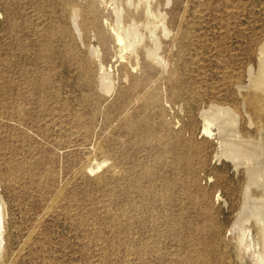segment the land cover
Returning <instances> with one entry per match:
<instances>
[{
    "label": "rangeland",
    "instance_id": "1",
    "mask_svg": "<svg viewBox=\"0 0 264 264\" xmlns=\"http://www.w3.org/2000/svg\"><path fill=\"white\" fill-rule=\"evenodd\" d=\"M11 2L18 35L37 61L29 86L17 64L2 65L9 41L17 50L20 41L8 34ZM73 2L82 0H0L4 264H256L254 229L240 245L235 227L246 173L215 156L219 141L204 136L199 114L211 101L241 103L247 91L238 86L259 65L264 0H173L172 42L157 31L168 67L106 56L110 93L86 51L95 37L82 41L70 24ZM88 155L109 161L83 172Z\"/></svg>",
    "mask_w": 264,
    "mask_h": 264
},
{
    "label": "bare ground",
    "instance_id": "2",
    "mask_svg": "<svg viewBox=\"0 0 264 264\" xmlns=\"http://www.w3.org/2000/svg\"><path fill=\"white\" fill-rule=\"evenodd\" d=\"M172 2L173 0H82L81 4L77 2L76 3L73 2L72 4L68 3L70 4V8H69L70 19H71L70 24L72 23V26H73L72 28H74L77 34L81 36V40L84 41L87 35L91 34L95 37L97 41V45H92L93 43L87 45L86 51L92 54V58H93L92 63L97 64V66L99 67L98 70H100V72L102 71L101 75L98 72L100 75L99 84L101 85L102 89L109 92L113 88L112 83L107 80L109 78L108 77L109 74L108 72H106V66L104 65V57L106 56H111L112 58H114V60L112 61H115L117 63L122 64L125 61L126 66H129V64H133V62L136 64V66H139L140 60L144 59L145 61L148 62L147 64L149 67L163 65V68H164V66L166 65L165 63L167 61L164 62L163 60L164 58L162 57L163 59H161L160 57L161 55L158 54L159 46L162 44L160 42L161 39L158 36L157 31L160 29L162 31L161 33H163L162 35L166 38H169V41L172 42V36H171L172 32L170 29V19H169V14L171 11L170 5ZM5 10L7 12V15L10 18V25L8 26V34L10 37L14 35L17 36L20 41H17L16 43L18 50L14 49L15 43H13L12 41H9V44H8V50H9V60L8 61L9 62H2V65H4L7 68H12L18 65L19 70L21 71L20 76H22L23 78L22 82L24 83V85L25 86L33 85L35 83L34 77L37 76V74L39 73L38 68L35 66L36 65L35 63H37V61L30 54L29 48L25 46L26 44L24 43V41H22L23 38L18 35V32L20 31L22 27H21V24H19V22L17 21V17L15 19V16L17 14L15 3L11 2L8 5V7H6ZM52 18H54L53 15H52ZM178 20L180 21V19ZM78 37H77V40H78ZM174 43H176V41ZM80 46H83V44ZM173 48H175V46ZM259 52H260V57L258 60L259 65H258L257 73H256L255 68H250L249 73H248L249 75L248 83L241 84L238 86L242 90L247 91L246 94L242 97L241 103L239 104L238 103L239 101H238L237 103L239 105H236L235 107L234 106L231 107L232 103L231 105H229L228 103L229 105L228 106V105H224L225 103L218 104V103H214L213 101H211L212 103L209 106L207 104L208 106L207 108L205 109L202 108L203 110L201 111V114L199 115H201V118L203 119L202 122H204L202 123L204 124V132L206 133V135L203 133L204 136H207V135L208 137L215 136V138H217L219 141V142H216L214 141L215 139L213 140L214 143L216 144L219 143L218 145L219 149H217L218 151H216L217 153L216 155L215 154L214 155L217 158H221L225 156L226 158L232 161V163L237 169L242 167L244 169L243 170L244 173H246L245 176H246L247 184H245L246 190H245V198H243L244 203L242 205L240 217L237 220L235 227L236 229H240L241 231L240 245H243V242L246 240V234H248L247 229L249 232L253 231L251 229H254L255 232L254 231L253 232L255 233V243L253 244L255 245L253 246V248L255 250V256H256L255 263L264 264V42L261 43L259 47ZM159 71H161L160 68H159ZM9 74L11 75L10 77H12L13 73L10 72ZM1 75L3 74H0V77ZM88 77L90 80L89 84L92 85L93 81H92L91 75L88 74ZM0 80L2 81V78H0ZM113 82L115 81L113 80ZM151 84H153V82ZM12 87H13V82L11 81L8 83L6 88L7 90H11ZM163 88H164V85H163ZM31 96H34V95H31ZM139 97H137V99H139ZM123 114L121 116H123ZM244 120H246V126H247L246 129L243 127ZM209 140L211 139L209 138ZM157 153H159V151ZM91 155H88L86 163L82 166L81 170L83 172H89L91 174H94L100 169H102L103 166H106L109 160H103L104 159L103 158L102 161H97L95 158L91 157ZM121 163L123 164V162ZM251 188H254L258 193H256V195H254L255 193L252 194L250 192ZM5 206H6L5 202L2 199H0V264L5 263L4 259L6 257L5 256L6 255L5 245H6L7 236L5 233L6 232V228H5V209L6 207ZM148 212H151V210ZM245 223H250L248 228H246Z\"/></svg>",
    "mask_w": 264,
    "mask_h": 264
}]
</instances>
